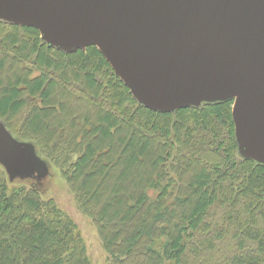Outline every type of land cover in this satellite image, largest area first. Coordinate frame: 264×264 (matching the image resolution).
Segmentation results:
<instances>
[{
    "label": "trees",
    "instance_id": "trees-1",
    "mask_svg": "<svg viewBox=\"0 0 264 264\" xmlns=\"http://www.w3.org/2000/svg\"><path fill=\"white\" fill-rule=\"evenodd\" d=\"M234 103L149 108L97 46L0 20V122L49 161L66 153L108 264H264V163L241 154ZM1 166L0 264H89L53 198Z\"/></svg>",
    "mask_w": 264,
    "mask_h": 264
},
{
    "label": "water",
    "instance_id": "water-1",
    "mask_svg": "<svg viewBox=\"0 0 264 264\" xmlns=\"http://www.w3.org/2000/svg\"><path fill=\"white\" fill-rule=\"evenodd\" d=\"M0 20L66 51L97 46L149 108L234 98L241 154L264 163V0H0ZM0 162L14 178L48 170L1 122Z\"/></svg>",
    "mask_w": 264,
    "mask_h": 264
},
{
    "label": "rangeland",
    "instance_id": "rangeland-1",
    "mask_svg": "<svg viewBox=\"0 0 264 264\" xmlns=\"http://www.w3.org/2000/svg\"><path fill=\"white\" fill-rule=\"evenodd\" d=\"M36 152L38 154V151ZM39 157H42L41 159L46 162L47 173L41 176L37 172H29V174H19L15 178L7 174L10 186L24 185L40 191L46 200L53 198L55 204L76 224L86 247L89 264H108L107 251L103 246L98 228L80 208L76 195L71 190L68 178L64 175L65 164L62 160L66 157V153H64L62 160H59L55 154L56 160L51 158V161L47 160L45 156L39 155ZM75 158L76 155L74 154L71 159ZM0 168L3 169L1 162Z\"/></svg>",
    "mask_w": 264,
    "mask_h": 264
}]
</instances>
